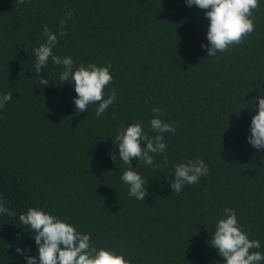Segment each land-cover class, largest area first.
<instances>
[{
  "label": "trees",
  "instance_id": "obj_1",
  "mask_svg": "<svg viewBox=\"0 0 264 264\" xmlns=\"http://www.w3.org/2000/svg\"><path fill=\"white\" fill-rule=\"evenodd\" d=\"M69 12L53 52L74 66L110 62L105 98L113 88L117 96L99 117L98 104L75 112L74 84L59 82L62 68L51 59L34 73L43 26L58 34ZM204 12L185 0H0V94L13 95L0 109V202L16 213L0 214V264H26L17 246L38 258L19 221L30 207L67 218L93 246L131 264H224L209 243L228 207L260 242L252 251L264 254V149L247 141L249 102L264 89V0L253 10L254 31L215 57L201 47ZM155 107L176 130L164 133L166 165L159 154L153 165L133 158L149 193L139 201L119 179L115 136L135 122L154 135ZM195 157L207 176L171 191L174 165Z\"/></svg>",
  "mask_w": 264,
  "mask_h": 264
},
{
  "label": "clouds",
  "instance_id": "obj_2",
  "mask_svg": "<svg viewBox=\"0 0 264 264\" xmlns=\"http://www.w3.org/2000/svg\"><path fill=\"white\" fill-rule=\"evenodd\" d=\"M19 2L24 3V0ZM185 3L189 7L195 6L205 10L204 15L209 21L206 33L208 44H201V47L207 51L208 57H215L218 52L223 53L231 46L241 44L244 38L254 31L253 10L259 6V0H185ZM70 18L71 12L60 20L58 34L49 30L47 25L43 26L46 41L33 49L36 58L34 73H41L42 68L51 59L52 63L62 68L59 82L71 81L69 83L74 84L77 94L74 98L75 112H85L89 105L98 104L96 116L99 117L113 104L117 96L114 88L107 98L104 93L105 87L113 81L111 64L107 62L104 66H98L95 63H87L74 66L70 56L61 57L54 54L58 36L66 35L64 29ZM38 83L47 86L49 81L43 76L38 78ZM256 91L257 95L249 102L255 109V115L251 118L247 141L253 148L260 150L264 149V96L261 95L264 89L257 86ZM12 99V92L0 94V109ZM152 112L154 116L149 123L154 135L149 136L141 123L135 122L126 127L121 124L115 136L118 156L125 166L119 179L128 186L129 196L139 201H143L149 193L147 181L132 165L133 158L145 165H153V154H159L166 165L168 158L164 155V133H175L176 130L175 121L169 123L162 119L164 112L161 108L155 107ZM208 172L207 165L200 157L174 165L170 180L171 191L180 193L186 184H196L201 177L207 176ZM0 214L16 215L2 202ZM19 221L32 231L31 235L38 251L37 258L29 254L30 249L22 250L19 246L16 247V253L25 259L26 264H131L122 254L105 247L93 246L90 234L78 232L67 218H60L42 208H28L19 215ZM249 235L242 230L236 211L225 207L221 218L215 224L209 244L224 258V264H261L264 254L252 251L260 249L261 244L257 239H250Z\"/></svg>",
  "mask_w": 264,
  "mask_h": 264
}]
</instances>
